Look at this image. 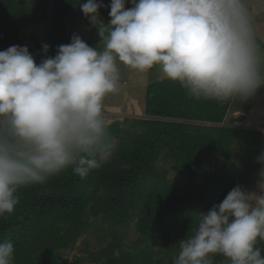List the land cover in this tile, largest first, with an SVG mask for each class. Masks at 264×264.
<instances>
[{"label": "clouds", "instance_id": "clouds-1", "mask_svg": "<svg viewBox=\"0 0 264 264\" xmlns=\"http://www.w3.org/2000/svg\"><path fill=\"white\" fill-rule=\"evenodd\" d=\"M111 0L110 20L96 27L102 48L77 34L37 64L26 46L0 51V216L14 212L17 191L43 184L70 166L81 179L100 166L85 154L103 146L106 95L119 91V65L144 73L158 66L197 100L246 99L264 86V51L245 0ZM102 0L81 12L98 17ZM49 46L43 45L47 53ZM264 185V182L261 183ZM264 186H234L199 213L194 233L179 241L173 264H264ZM12 241L0 264H14Z\"/></svg>", "mask_w": 264, "mask_h": 264}, {"label": "trees", "instance_id": "trees-1", "mask_svg": "<svg viewBox=\"0 0 264 264\" xmlns=\"http://www.w3.org/2000/svg\"><path fill=\"white\" fill-rule=\"evenodd\" d=\"M86 2L0 0V51L27 42L43 60L54 57L73 34L89 46L102 43L96 27L109 22L111 0H102L105 22H96L85 36L69 25L89 19L80 10ZM130 7L126 1L125 8ZM40 22L46 24L42 43L22 35L26 26ZM144 91L143 116L107 125L103 146L85 154L99 162L98 168L81 179L73 165L43 184L18 189L14 212L0 216V243L13 242L14 264H66L63 252L73 249L93 224L106 225L111 239L79 262L173 264L179 241L194 233L199 213L222 202L237 184L256 187L259 177L254 173L264 169L262 132L247 127L245 116L227 118L231 99L197 100L165 78L148 83ZM111 139L112 153L101 162L96 155L105 152ZM215 156L221 159L220 171L205 164ZM160 162L169 165L174 177L168 178L169 170ZM131 223L144 246L126 249L122 230ZM256 247L264 256V241L258 239ZM211 259L229 264L220 254Z\"/></svg>", "mask_w": 264, "mask_h": 264}, {"label": "rangeland", "instance_id": "rangeland-1", "mask_svg": "<svg viewBox=\"0 0 264 264\" xmlns=\"http://www.w3.org/2000/svg\"><path fill=\"white\" fill-rule=\"evenodd\" d=\"M126 1L128 4L132 5L129 0ZM245 3L253 18L256 37L260 40L259 44L262 51H264V0H245ZM96 22H105L103 9H98V17L94 21H91L90 19L87 21L79 20L76 23H69V25L72 26V24H75L74 30L81 36H85L87 32L93 28ZM45 26L46 24L43 22L30 24L22 31V35L34 36L35 41L42 43L44 40ZM19 46H26L37 64L42 61L35 44V47H33L32 45L27 44V42H24ZM90 47L100 49L102 48V43ZM119 67L121 73L119 91L106 95L103 100V116L107 125L114 121L122 122L126 119L143 116L144 88L148 83L163 78L158 66L153 67L151 70L144 73L129 69L123 65H119ZM262 71H264V68H262ZM262 92H264V86L258 88L254 94L246 99H241L239 97L231 99L228 118H239L242 116L248 118L245 120V122L248 121L249 126L247 127H252L261 131V139L264 144V94L262 97H259V94ZM249 108L251 110L248 114L247 109ZM112 143H114L113 139H111L110 145L105 152L96 155L101 162L106 161L108 156L112 153ZM205 164L212 171H220L221 169V159L219 156L206 158ZM159 165H163L169 170L167 175L169 179L174 177L175 174L169 169L168 164H162V162H160ZM254 174L259 177L256 181V187L246 188V191L259 192V187L264 186L261 185V183L264 182V169L260 168ZM104 227L93 224L87 232L76 241L73 249L64 251L63 256L67 259L66 264H91L89 262H79V257L86 255L89 250L93 251L103 247L111 239V235L107 233V230H105L106 228L104 229ZM122 232L125 234L124 247L126 249L133 244L144 246L140 243L141 241L138 240L139 234L135 231L133 223H131L128 228L123 229ZM158 246L159 242L156 241L154 243V251Z\"/></svg>", "mask_w": 264, "mask_h": 264}, {"label": "crops", "instance_id": "crops-1", "mask_svg": "<svg viewBox=\"0 0 264 264\" xmlns=\"http://www.w3.org/2000/svg\"><path fill=\"white\" fill-rule=\"evenodd\" d=\"M229 110H230V109H228L227 118H228Z\"/></svg>", "mask_w": 264, "mask_h": 264}]
</instances>
